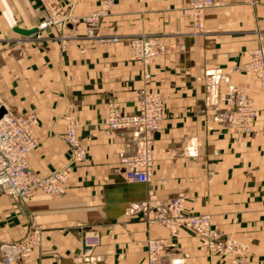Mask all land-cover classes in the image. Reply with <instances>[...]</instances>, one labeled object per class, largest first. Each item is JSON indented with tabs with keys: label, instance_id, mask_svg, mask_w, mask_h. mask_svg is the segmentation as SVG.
Returning a JSON list of instances; mask_svg holds the SVG:
<instances>
[{
	"label": "crops",
	"instance_id": "1",
	"mask_svg": "<svg viewBox=\"0 0 264 264\" xmlns=\"http://www.w3.org/2000/svg\"><path fill=\"white\" fill-rule=\"evenodd\" d=\"M51 1L70 13L66 26L23 34L18 29L46 19L41 0H0V97L11 112L35 117L30 170L43 176L68 166L70 176L63 194L40 190L17 201L0 190V264H148L150 238L165 240L157 264L229 262L231 255L211 252L193 229L172 234L150 223L180 193L185 214H209L217 235L244 245L245 264H264V85L238 69L264 47V0H216L198 27L192 0H117L95 25L100 35L122 36L112 43L86 35L83 18L99 0ZM140 34L171 45L148 64L149 81L131 56L129 38ZM62 36H70L67 43ZM231 85L246 90L257 110L250 132L230 122L233 103L224 93ZM143 86L165 97L146 182L117 169L142 134L105 130L108 102L135 111ZM68 114L86 149L79 162L64 138ZM34 224L41 243L7 263L1 244L21 240Z\"/></svg>",
	"mask_w": 264,
	"mask_h": 264
},
{
	"label": "built area",
	"instance_id": "2",
	"mask_svg": "<svg viewBox=\"0 0 264 264\" xmlns=\"http://www.w3.org/2000/svg\"><path fill=\"white\" fill-rule=\"evenodd\" d=\"M117 0H99V7L83 19L89 23L87 37L97 38L106 43L118 42L121 35H100L95 29L101 18ZM47 11V17L37 25V28L66 24L70 13L63 11L60 5L51 0H41ZM217 4L216 0H192L188 11L193 15L194 23L200 26V15L203 9ZM70 36H62V43H67ZM131 56L141 60L146 69L144 79L149 81L151 73L148 64L157 56L167 53L170 45L156 34H140L129 38ZM244 71L255 73L264 85V47H257L251 51L250 61L238 67ZM232 100L233 108L229 119L239 132L253 130V121L257 115L246 90L231 85L224 93ZM137 109L125 110L116 98L108 102L106 133L122 128H135L141 134L138 149L134 154L120 155L117 169L131 181L146 182L150 179L154 165V140L164 117L165 97L156 90L143 86L136 91ZM5 107L0 97V109ZM7 109V108H6ZM67 131L64 136L72 151V159L79 162L85 159L86 149L77 135V124L73 114L67 115ZM35 117L27 113H13L6 110L0 116V190L17 201H22L42 190L46 193L63 194L70 176L68 166L54 169L46 175L34 173L29 168L28 155L37 145V138L32 131ZM184 196L178 194L171 198L168 213H156L150 223L156 221L168 227L172 234H177L181 227H187L199 233L202 242L214 253L231 255L226 264H245V247L237 239L222 237L214 230L209 214L187 215L183 211ZM42 240L41 227L34 224L28 233L19 241L3 243L1 248L6 253V262L10 263L17 255H28ZM165 240L150 238L147 241L148 264H157L164 251ZM217 264V263H212Z\"/></svg>",
	"mask_w": 264,
	"mask_h": 264
},
{
	"label": "water",
	"instance_id": "3",
	"mask_svg": "<svg viewBox=\"0 0 264 264\" xmlns=\"http://www.w3.org/2000/svg\"><path fill=\"white\" fill-rule=\"evenodd\" d=\"M37 29V27H34V28H31V29H18V31H20L21 33H23V34H30V33H33L35 30ZM6 108L5 107H2L1 109H0V116L4 113V112H6Z\"/></svg>",
	"mask_w": 264,
	"mask_h": 264
},
{
	"label": "rangeland",
	"instance_id": "4",
	"mask_svg": "<svg viewBox=\"0 0 264 264\" xmlns=\"http://www.w3.org/2000/svg\"><path fill=\"white\" fill-rule=\"evenodd\" d=\"M114 4H115V3H114ZM114 4H113V5H114ZM113 5H112V7H113ZM112 7H111V8H112ZM111 8L109 9V11L111 10ZM205 9H206V8H205ZM109 11H108V13H109ZM203 11H204V9H203ZM203 11H202V12H203ZM108 13H107V14H108ZM107 14H106V15H107ZM201 14H202V13H201ZM89 15H90V14H89ZM106 15H104V16H106ZM87 16H88V15H87ZM104 16H103V17H104ZM101 19H102V18H101ZM100 21H101V20H100ZM100 21H99V22H100ZM167 44H168V43H167ZM168 45H169V44H168ZM170 50H171V45H170ZM170 50H169V51H170ZM167 53H168V52H167ZM164 54H166V53H164ZM161 55H162V54H161Z\"/></svg>",
	"mask_w": 264,
	"mask_h": 264
}]
</instances>
